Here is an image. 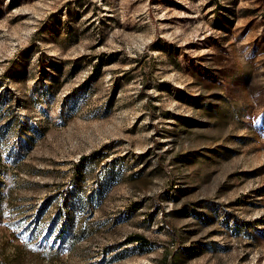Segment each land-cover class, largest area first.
<instances>
[{
  "label": "rangeland",
  "instance_id": "1",
  "mask_svg": "<svg viewBox=\"0 0 264 264\" xmlns=\"http://www.w3.org/2000/svg\"><path fill=\"white\" fill-rule=\"evenodd\" d=\"M0 264H264V0H0Z\"/></svg>",
  "mask_w": 264,
  "mask_h": 264
},
{
  "label": "trees",
  "instance_id": "2",
  "mask_svg": "<svg viewBox=\"0 0 264 264\" xmlns=\"http://www.w3.org/2000/svg\"><path fill=\"white\" fill-rule=\"evenodd\" d=\"M130 240L131 241H135V242H140V243H146V238L142 235H139V234H135L133 236L130 237Z\"/></svg>",
  "mask_w": 264,
  "mask_h": 264
}]
</instances>
